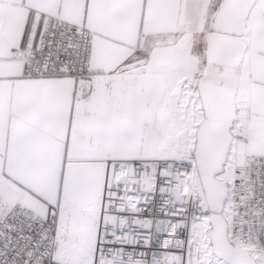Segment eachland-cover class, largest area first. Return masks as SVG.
Instances as JSON below:
<instances>
[{
	"label": "snow or ice",
	"instance_id": "6c2138e0",
	"mask_svg": "<svg viewBox=\"0 0 264 264\" xmlns=\"http://www.w3.org/2000/svg\"><path fill=\"white\" fill-rule=\"evenodd\" d=\"M0 264H264V0H0Z\"/></svg>",
	"mask_w": 264,
	"mask_h": 264
}]
</instances>
